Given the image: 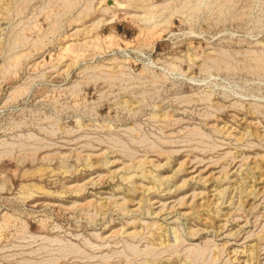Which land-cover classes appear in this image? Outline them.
<instances>
[{"label": "rangeland", "instance_id": "obj_1", "mask_svg": "<svg viewBox=\"0 0 264 264\" xmlns=\"http://www.w3.org/2000/svg\"><path fill=\"white\" fill-rule=\"evenodd\" d=\"M0 264H264V0H0Z\"/></svg>", "mask_w": 264, "mask_h": 264}]
</instances>
